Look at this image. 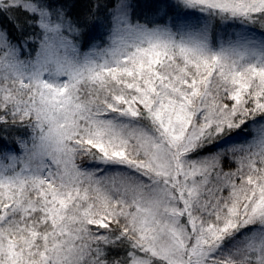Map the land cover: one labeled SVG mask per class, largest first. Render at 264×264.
I'll list each match as a JSON object with an SVG mask.
<instances>
[{"label":"snow or ice","instance_id":"snow-or-ice-1","mask_svg":"<svg viewBox=\"0 0 264 264\" xmlns=\"http://www.w3.org/2000/svg\"><path fill=\"white\" fill-rule=\"evenodd\" d=\"M0 264H264V0H0Z\"/></svg>","mask_w":264,"mask_h":264},{"label":"trees","instance_id":"trees-1","mask_svg":"<svg viewBox=\"0 0 264 264\" xmlns=\"http://www.w3.org/2000/svg\"><path fill=\"white\" fill-rule=\"evenodd\" d=\"M79 2L80 3H89V2H94V0H79ZM99 2L100 3H103L104 0H99ZM101 18H103V17H101ZM101 31H102V29H98L95 34L96 35H100L101 34ZM13 34L18 36V33H13Z\"/></svg>","mask_w":264,"mask_h":264}]
</instances>
